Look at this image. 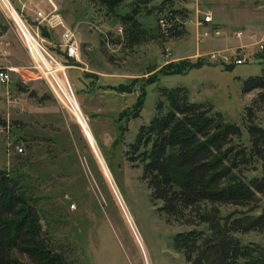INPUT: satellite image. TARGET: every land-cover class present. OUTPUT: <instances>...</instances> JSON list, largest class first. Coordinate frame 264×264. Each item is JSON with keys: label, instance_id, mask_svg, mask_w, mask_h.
<instances>
[{"label": "rangeland", "instance_id": "obj_1", "mask_svg": "<svg viewBox=\"0 0 264 264\" xmlns=\"http://www.w3.org/2000/svg\"><path fill=\"white\" fill-rule=\"evenodd\" d=\"M51 1L57 21L78 44V63L66 58L62 46L57 47L58 42L62 45L59 33L44 38L45 21L36 24L34 12L23 0L12 5L64 67L57 66L48 76L55 94L34 68L30 54L34 47L0 4V66L9 68V81L0 83V118L8 124L0 129V168L19 176L31 192L53 198L65 221L57 231L66 228L75 246L71 255L76 254L80 264H187L172 248L174 232L187 226L168 223L156 211L140 179V166L125 159V143L151 118L159 86H184L190 100L210 104L225 121L237 124L240 135L232 143H246L247 106H253L249 121L264 128V109L252 104L257 90L240 92L242 81L264 67V51L255 44L264 36V0H175L186 10V33L163 40L156 35L152 9L159 0L140 7L127 34L117 15L87 0ZM123 10L119 7L116 12ZM204 15L210 21L202 23ZM211 53L231 57L242 53L247 60L226 69L232 63L213 61L208 58ZM179 60L186 64L178 65ZM169 63L180 71L160 73ZM151 75L156 79L148 82ZM15 81L41 101L16 89ZM141 93L142 103L136 106ZM10 142L20 144L22 151L8 153ZM263 204L259 198L247 207H205L222 218L255 212ZM243 239L262 242L252 232ZM18 259V264H31L25 256ZM258 264H264V254Z\"/></svg>", "mask_w": 264, "mask_h": 264}, {"label": "trees", "instance_id": "obj_2", "mask_svg": "<svg viewBox=\"0 0 264 264\" xmlns=\"http://www.w3.org/2000/svg\"><path fill=\"white\" fill-rule=\"evenodd\" d=\"M87 1L117 15L127 34L140 7L151 0ZM119 7H124L123 12H116ZM152 9L157 37L173 39L186 33V10L175 0H159ZM183 64L179 60L178 65ZM172 66L166 64L159 72L180 71ZM155 79L152 76L148 82ZM14 85L41 101L22 82ZM251 90H257L252 104L264 109V67L242 81L240 92ZM141 97L143 93L136 106L141 105ZM252 107H245L246 143H232L240 135L237 124L225 121L210 104L190 100L184 86H159L151 118L125 143V159L140 166V179L156 211L168 223L187 226L172 235V248L187 264H258L264 254V204L255 212L222 218L205 207H247L264 199V128L249 121ZM4 124L0 118V126ZM63 223L52 197L31 192L19 176L0 168V264H18L19 256L31 264H80L77 255H71L75 246L66 228L57 231ZM250 232L260 235L262 242L244 240Z\"/></svg>", "mask_w": 264, "mask_h": 264}, {"label": "built area", "instance_id": "obj_3", "mask_svg": "<svg viewBox=\"0 0 264 264\" xmlns=\"http://www.w3.org/2000/svg\"><path fill=\"white\" fill-rule=\"evenodd\" d=\"M14 0H0V4L3 7V9L6 11V16L12 22L15 27L19 30L21 35L25 38V36L29 37L31 45H33V51L30 52L33 62L35 63V69L45 77L47 81V85L49 89L54 93L53 89L51 88L50 84L48 83V76L51 77V74L53 73L54 69H57V66L63 65L57 61L56 58H54L46 49V47L41 44L44 43L42 39H38L37 34H32L29 29L27 28L22 15L20 14L19 10H17L12 4ZM51 5V12L55 11V7L52 5L51 0H46ZM52 17L51 13L49 14H43L40 10H36L34 12V19L39 24L41 21H48ZM201 21L206 23L210 21L209 15H204L201 18ZM60 24V23H59ZM214 34H218L217 29H213ZM235 35H239L238 32L235 33ZM62 37V46L64 47V53L65 56L68 58H73L76 60L77 54H78V44L73 36V34L69 30H65L63 34H61ZM41 41V43H39ZM27 44V43H26ZM257 49L259 51H264V36H261L258 41L255 42ZM209 59L213 61H223V63H232V64H242L246 62L247 56L245 54L240 53L238 56H221L218 54L211 53L208 57ZM64 68V67H63ZM43 73V74H42ZM45 75V76H44ZM9 81V68L6 66H0V83L2 85H5ZM55 94V93H54ZM56 96V95H55ZM57 97V96H56ZM8 127L7 122L5 121V124L0 126L1 128L6 129ZM22 151V148L20 144L16 142H10L7 143V152L10 154H19Z\"/></svg>", "mask_w": 264, "mask_h": 264}, {"label": "crops", "instance_id": "obj_4", "mask_svg": "<svg viewBox=\"0 0 264 264\" xmlns=\"http://www.w3.org/2000/svg\"><path fill=\"white\" fill-rule=\"evenodd\" d=\"M23 1H24L25 6H27V8L30 11H32V12H35L36 10H40L43 14H49V13H51V15H52L51 19L48 20L47 22L45 20V23L46 24H44V25H46V26H42L43 29H41L42 30V33H46L44 35V38H47V40H48L49 37L53 36V33L54 32L59 33V38H60L61 37V34H63V32L65 30H69L68 28L64 27L62 25V23L59 24V22L57 21V16H58V15H56L57 13L55 11H52L51 12V6H50V4L46 0H23ZM43 1H45L44 3H46V4L43 7V9H41L40 6H41V3ZM15 2H17V1H15ZM32 17H33L32 19L35 21L33 14H32ZM202 23H204V22H202ZM34 26L37 28V25L34 24ZM60 40H62V37L60 38ZM47 42L49 43V41H47ZM54 45H55V42L52 43V46H54ZM56 45H57V47H59V46L61 47L62 46L60 42H58V44H56ZM58 50H60V49H58ZM62 51H63V54L65 55V53H64V47H63V50ZM66 58H68V57H66ZM68 59H70L74 63H78V61H79V60L78 61H75V60H73V58H68ZM66 66H68V65H66ZM70 66H72V65H70Z\"/></svg>", "mask_w": 264, "mask_h": 264}, {"label": "bare ground", "instance_id": "obj_5", "mask_svg": "<svg viewBox=\"0 0 264 264\" xmlns=\"http://www.w3.org/2000/svg\"><path fill=\"white\" fill-rule=\"evenodd\" d=\"M27 37V36H26ZM28 38V40L30 39L29 37H27ZM30 41V40H29ZM33 46V45H32ZM57 79V78H56ZM58 81V80H57ZM58 83H59V81H58ZM59 85L61 86V88L62 89H64L63 87H62V85H61V83H59ZM64 91H65V94L64 95H66V98L67 99H69V101L71 102V97H70V94H69V92L66 90V89H64Z\"/></svg>", "mask_w": 264, "mask_h": 264}]
</instances>
